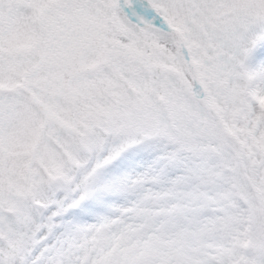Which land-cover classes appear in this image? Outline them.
<instances>
[{
	"label": "snow or ice",
	"instance_id": "obj_1",
	"mask_svg": "<svg viewBox=\"0 0 264 264\" xmlns=\"http://www.w3.org/2000/svg\"><path fill=\"white\" fill-rule=\"evenodd\" d=\"M0 264H264V0H0Z\"/></svg>",
	"mask_w": 264,
	"mask_h": 264
}]
</instances>
